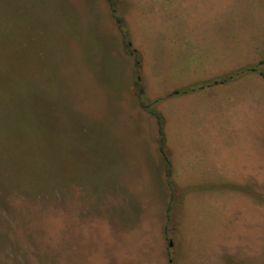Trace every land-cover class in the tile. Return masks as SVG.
<instances>
[{
    "label": "rangeland",
    "instance_id": "1",
    "mask_svg": "<svg viewBox=\"0 0 264 264\" xmlns=\"http://www.w3.org/2000/svg\"><path fill=\"white\" fill-rule=\"evenodd\" d=\"M114 2L125 36L107 0H0V264H264V76L216 86L248 127L186 110L168 161L144 107L264 59V0Z\"/></svg>",
    "mask_w": 264,
    "mask_h": 264
},
{
    "label": "crops",
    "instance_id": "2",
    "mask_svg": "<svg viewBox=\"0 0 264 264\" xmlns=\"http://www.w3.org/2000/svg\"><path fill=\"white\" fill-rule=\"evenodd\" d=\"M213 48H217V46L210 47V51L208 52L209 56V61H210V76L208 74V70L204 69L205 72L200 73V67L199 64H195V67L192 68L191 66V60H189V69L185 70L182 76L180 74L176 76L175 78H171V84L173 89L182 87V85L186 84L185 79L189 82H194V81H200V80H205L209 79L213 74H221L222 71V64L220 58L221 53L217 51L219 54H216V50L214 52L212 51ZM197 51V52H196ZM185 52V50H184ZM183 52V55H184ZM198 56H205V50H201L200 48H193L192 50V55ZM176 56L177 53L174 51L173 54H170V56ZM191 54L189 53V57ZM187 58L186 54L183 57V62ZM219 58V60H217ZM248 62L247 60H241V61H236L233 62V60L230 62L231 65L238 66L241 64H244ZM219 66H218V64ZM218 66V69H217ZM219 70V71H218ZM249 75V74H248ZM212 78V77H211ZM233 83V81H230V83ZM223 84L219 85H211L208 86V88H202L195 90L190 93H185V94H173L167 98L166 101V117L165 120L163 121V129H164V135H165V142L166 139H172L171 141L167 140L168 143H174L176 139L180 136L179 130L180 129H185L186 128V122H181L179 120L180 116L186 115V110L191 112V121L188 122V128H191L193 125V122L195 123H202L199 125H196V129L203 130V128H206V130L209 129H217V128H223L226 127L229 128L230 125L229 123L236 121V122H243L246 125L243 127H248V123L250 121V113H251V121H254V110L249 108L248 104L249 101L247 100L246 96H248L249 93H252L254 96V90L253 89H235L232 88L229 91L230 96L233 94H238L236 96L242 95L245 99L243 101V106L242 108H237L233 110L230 105L225 104L227 106L226 109L221 110L220 107L223 106L224 102L222 99L217 100L216 97L220 95V93H223V90L220 88H216V86H220ZM212 97L210 98L209 96L211 94ZM208 97V98H207ZM190 126V127H189ZM195 127V126H194ZM242 127V126H241ZM196 129H195V136H196ZM206 134V133H205ZM205 136V135H204ZM207 137V136H206ZM205 137V138H206ZM196 141V139L192 140Z\"/></svg>",
    "mask_w": 264,
    "mask_h": 264
},
{
    "label": "trees",
    "instance_id": "3",
    "mask_svg": "<svg viewBox=\"0 0 264 264\" xmlns=\"http://www.w3.org/2000/svg\"><path fill=\"white\" fill-rule=\"evenodd\" d=\"M107 2L110 6L111 15H112L113 19L115 20V23H116V26H117L119 32L122 34V36H125V33H126L125 24H124L122 17L118 13V10H117V7L115 6L114 0H107ZM263 64H264V59H262L261 61H259L255 65H250V66H246V67L234 70V71L230 72L229 74L225 75L224 77L220 78V80H214V81L208 82V83H195L192 85H188V86L182 87L180 89L173 90L170 93V95L190 93V92H193L195 90L202 89L205 86H209L213 83H224V82L230 81L232 79H235L238 76H240L241 74L246 73L248 71H259V73L264 76V73L260 68L261 65H263ZM136 95H137V98L140 100L141 89H138L136 91ZM152 105H153V103H149V104H146L144 107L147 108L148 112L156 118L157 134H158V149H159L160 154L166 159V161H168V159L166 157V152L164 149L165 135H164V129H163V120H162V117L159 114V112L156 111V109L153 108Z\"/></svg>",
    "mask_w": 264,
    "mask_h": 264
}]
</instances>
